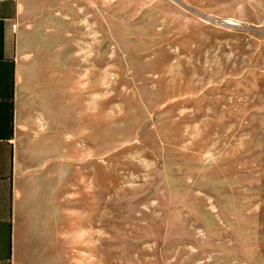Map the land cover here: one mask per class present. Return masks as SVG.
Segmentation results:
<instances>
[{
    "label": "rangeland",
    "instance_id": "rangeland-1",
    "mask_svg": "<svg viewBox=\"0 0 264 264\" xmlns=\"http://www.w3.org/2000/svg\"><path fill=\"white\" fill-rule=\"evenodd\" d=\"M74 2L80 232L75 218L66 264H264V0Z\"/></svg>",
    "mask_w": 264,
    "mask_h": 264
},
{
    "label": "crops",
    "instance_id": "crops-1",
    "mask_svg": "<svg viewBox=\"0 0 264 264\" xmlns=\"http://www.w3.org/2000/svg\"><path fill=\"white\" fill-rule=\"evenodd\" d=\"M29 1L0 0V264H66L75 218L80 232V6Z\"/></svg>",
    "mask_w": 264,
    "mask_h": 264
}]
</instances>
